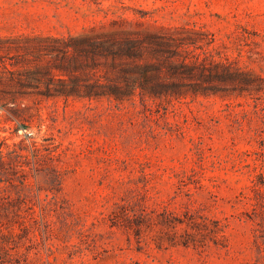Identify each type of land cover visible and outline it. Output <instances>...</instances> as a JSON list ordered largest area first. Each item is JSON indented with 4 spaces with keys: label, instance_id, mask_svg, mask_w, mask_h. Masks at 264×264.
I'll return each mask as SVG.
<instances>
[{
    "label": "rangeland",
    "instance_id": "rangeland-1",
    "mask_svg": "<svg viewBox=\"0 0 264 264\" xmlns=\"http://www.w3.org/2000/svg\"><path fill=\"white\" fill-rule=\"evenodd\" d=\"M0 264H264V0H0Z\"/></svg>",
    "mask_w": 264,
    "mask_h": 264
},
{
    "label": "trees",
    "instance_id": "trees-1",
    "mask_svg": "<svg viewBox=\"0 0 264 264\" xmlns=\"http://www.w3.org/2000/svg\"><path fill=\"white\" fill-rule=\"evenodd\" d=\"M62 91H64V93H67V94L71 93L70 90H62Z\"/></svg>",
    "mask_w": 264,
    "mask_h": 264
}]
</instances>
